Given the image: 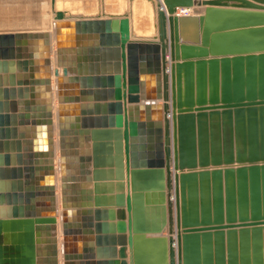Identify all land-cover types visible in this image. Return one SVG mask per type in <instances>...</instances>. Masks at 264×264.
Wrapping results in <instances>:
<instances>
[{"label":"water","instance_id":"95a60500","mask_svg":"<svg viewBox=\"0 0 264 264\" xmlns=\"http://www.w3.org/2000/svg\"><path fill=\"white\" fill-rule=\"evenodd\" d=\"M146 1L155 13L156 34L134 41H129L126 14L71 21L63 11L53 10V70L49 35H39L43 48L35 51L30 48L33 35H0L3 72H40L23 77L17 86H34L36 98L42 100L31 104L44 107L43 114H34L29 103L18 108L13 78L9 90H1L0 84V101L3 96L10 100L0 120H11L6 127H12L0 126V153L3 144L8 147L3 141L17 140V119L24 121L20 125H42L44 137L36 143L32 140L37 137L36 128L34 135L28 127L21 132L19 140L29 139L25 152H35L34 145H42V151L27 163L31 167L26 168L25 182L17 184L19 202L10 218L0 211V264H59L51 72L57 79L60 172L63 156L68 154L65 149L87 148L91 141V156L79 159V181L95 183L93 196L87 198L95 207L92 213L87 211V217L76 223L61 213L62 264H128L127 246L132 264H264V23L256 24L264 22V12H256L264 11V0H251L256 4L243 0ZM177 8L192 9V14L173 16ZM49 28L47 23L43 29ZM86 34H99L101 77H88L78 64L61 61V55L77 54L69 49L78 47L79 36ZM22 39L27 41L25 47L20 45ZM104 52L113 53L112 63L104 64L110 61ZM74 66L76 72L69 68ZM69 76H78L68 80L74 83L70 95L77 94V84L81 89L97 83L101 89L114 85L115 103L108 106V118L94 120L83 112L86 117L80 128L64 126V117L68 123H77L78 107L72 106L67 114L61 105L63 83ZM123 98L131 105L126 117ZM19 146L17 142L18 152ZM15 158L21 161L20 155ZM33 165L47 166L44 180L35 179ZM125 166L130 179L127 195L121 185ZM111 168L115 169L114 181L120 183L114 204L115 231L102 223L108 214L102 208L111 198H105L106 188L98 184L112 181L105 170ZM1 191L0 183V202ZM111 231L117 236L103 235ZM5 232H10L9 245L4 243ZM41 235L45 238L40 239ZM70 241L89 243L72 255L66 245Z\"/></svg>","mask_w":264,"mask_h":264},{"label":"crops","instance_id":"0c3cea01","mask_svg":"<svg viewBox=\"0 0 264 264\" xmlns=\"http://www.w3.org/2000/svg\"><path fill=\"white\" fill-rule=\"evenodd\" d=\"M87 0H71L72 7L73 9L69 10L65 7L59 8L61 11L65 13V16L70 19L71 21H74L77 19V17L83 18V20H101L103 19V15H127V19L130 21L129 28H130V39L129 41H134L137 39H148L150 38L153 34H156V29L154 27L149 28L151 30L150 36H135L134 31H133V26H132V17H131V10H130V5H129V0H102L100 4L97 2L92 5L85 2ZM209 1H223V0H209ZM245 2H248L250 4H256L255 2L251 0H243ZM118 3V4H116ZM47 5H50V0H0V35L3 34H11V35H16V34H27V35H33V38L35 40H32L33 44L30 47L35 50H39L40 48H43V38H38L39 35H44L47 34L49 35V47H50V60H51V68L52 70L56 68V44H55V37L53 35V23L55 20L51 19L52 15V10L51 6L46 7ZM262 6V5H261ZM202 9H205L206 6L201 7ZM89 9H92V11L89 13L87 12ZM184 10V9H182ZM236 10H243V11H248L247 9H236ZM181 9L177 8L176 12L174 13L173 16L176 15H181L182 13L180 12ZM166 12V11H165ZM180 12V13H179ZM256 12H264V11H256ZM186 15H191L192 14V9H189V11L185 12ZM166 17H170L166 13ZM98 18V19H96ZM47 23H50V29H38L42 26H46ZM264 22L256 23V24H261ZM34 30H31V29ZM20 45H25L27 44L26 39L19 40ZM26 41V42H25ZM67 42V41H65ZM79 46L75 48H70L69 50L76 51L77 54H65L61 55V61L65 64H68L69 62H74V64H78L79 68L82 71L81 73H86L88 77H101L102 76V69H101V59L102 55L100 50L101 47H99V34H92V35H80L79 36ZM22 43V44H21ZM23 48V47H22ZM111 48V47H108ZM68 50V49H67ZM54 56V58H53ZM105 59H109L110 61H106L107 63H112L111 59H113V53L111 52L110 54H106L104 52ZM54 59V60H53ZM0 62H3L0 60ZM54 62V63H53ZM72 70L76 72L77 66L74 67H69ZM3 68L0 67V77L2 78L1 80V90H9V84L10 78H13V82H15V96H16V104L18 108H23L25 105L29 103L33 109H35L34 114H43L44 110L42 106H35L32 105V102L35 101H41V97L36 98V93L34 91V86H17L20 79L23 77H30L34 75H40V72H33L30 73H23V72H18V70L14 74H9L6 72H3ZM59 77H62V68H59ZM97 70V71H96ZM108 72V71H105ZM99 74L95 76V74ZM76 75V74H75ZM105 76V75H104ZM78 76H69L65 80H67L65 83H63V95L61 96V105L64 107V112L67 114H70L72 111L71 107L72 106H77V123H68L69 118L64 117L65 122L64 126H71V124H76L78 128L81 127V120L82 118V113H86L87 118L94 119V120H99L101 119L102 116H106L107 118L110 116L109 115V110L108 106L112 105L115 103V87L112 85L110 88H105L101 89L99 83L97 85H91L90 89H81L79 87V84H77V94L76 95H70V92L74 90L72 82H68L70 78H74ZM30 80V79H29ZM56 78L53 76V73L51 72V78H50V96H51V102H52V115H53V124L54 126V132H53V144L55 148L54 152V164H53V177L55 179V200H56V226H57V232H58V261L59 264H62L63 262V254L61 252V246L63 245V236L61 234V212H65V219L72 220V223H76L77 219L81 220L83 216L87 217V211L93 212L95 210V207L93 206L92 201L87 202L88 194L89 198L93 196V187H94V182L89 181V182H80V166L81 162H79L80 158H86V156H91V141L87 142V148L85 147L86 145H83V147L75 146L69 149H65L68 154L63 156V172L61 174L60 172V162H59V148H58V129H57V115H58V96L57 92L55 90L56 88ZM96 86V87H95ZM124 83L122 85V92H125V87ZM41 86H37V88ZM36 88V87H35ZM104 92V94H102ZM25 96H28L25 99ZM32 96H35L32 98ZM4 96L2 97L0 104V114L2 116H6L4 113L5 109L4 104L10 102V100H4ZM10 98V97H9ZM121 103L123 105V110H124V115L126 117V109L128 106H131L127 103L125 98L121 100ZM20 114V113H16ZM22 116L25 113H21ZM70 117V116H69ZM17 140H7L3 142H7L8 147L1 146V153H0V169L3 170V176L0 178V183L2 185V189L4 193H1L3 195V199L0 202V211L5 213L6 218H10L12 211L17 207L18 202H19V196L16 191L17 184L19 182H25L24 176L27 173L26 168H30L27 163L29 161L35 160L36 156H40L42 145L40 146H35L34 145V150L35 152L28 153L25 152V143L29 139H21L19 138L22 136V130L24 128H29L31 129V134L34 135L33 130L36 128L37 132V137H33V141L38 143L40 141H44V137L42 136L43 134V126L38 125V126H31V125H20L22 121L21 119H17ZM9 124L11 126V120H0V126H3L4 129H9L11 130L12 127H6V125ZM2 128V127H0ZM33 132V133H32ZM78 138H83L84 135H81V137ZM15 143L14 149L11 148V143ZM20 142V150L19 152L17 151L16 148V143ZM79 142V141H78ZM72 143H75L72 141ZM75 145V144H74ZM6 152V153H5ZM13 152V153H11ZM83 152H88L83 153ZM113 154V148H111V155ZM8 156L9 158L7 159V162L5 161V156ZM12 155L14 158H11ZM17 155L21 156V161H19L17 158H15ZM33 156L34 158H24V156ZM77 160V161H71V159ZM84 164V163H83ZM34 168L35 179L36 180H44L47 175H46V167L45 165H33ZM36 170V171H35ZM89 172L91 173L92 166L91 162L89 164ZM106 173L108 176L107 178L111 179L112 181H106V182H101L98 183L99 185H103L105 189L104 196L105 198H108L111 200L108 201L107 204H109L107 207H103L102 210H107L108 214H112V218L107 214L106 217H103L105 221L102 223L109 225L113 227V230L115 231L116 229V219H115V211L116 207L114 206L115 204V196L117 194V185L120 184L117 181H114L115 179V169H105ZM29 174V173H28ZM91 176V175H90ZM65 182H61L64 181ZM129 171L127 167L125 166V179L121 185L123 186V192L127 195L129 193V186H130V181H129ZM77 181V182H76ZM93 182V183H92ZM64 183V185H63ZM74 184V185H73ZM62 186V188H61ZM67 188V189H66ZM7 191V192H6ZM65 191V192H64ZM88 191V192H87ZM63 192V193H62ZM67 193V194H65ZM64 194V195H63ZM8 195V198L6 197ZM67 195V196H66ZM65 196V197H64ZM45 198V197H42ZM41 199V198H40ZM66 199V200H65ZM15 204V205H14ZM63 205V207H62ZM71 207V209H70ZM74 207V208H73ZM77 208V209H76ZM70 209V210H69ZM92 216V215H91ZM58 217V218H57ZM8 220V219H5ZM113 220V221H112ZM94 223V222H93ZM48 228H51V225H47ZM17 234V233H14ZM6 240L4 239V243H8L9 245V236L10 232L3 233V236H6ZM103 235H108V236H117L116 232H107L104 233ZM92 237V244H94V239L96 237L95 234L91 235ZM40 239H43V235L39 236ZM62 244H61V243ZM89 242H84V241H70L67 242L66 245L67 251H71L72 255H76L75 252L80 250L82 252L84 245H87ZM38 248L42 247L41 244H38ZM37 248V249H38ZM41 249V248H40ZM119 247L116 246V250H118ZM40 253V251L38 250ZM70 253V252H69ZM126 254H127V262L128 264L131 263V250L127 246L126 249ZM118 262V261H116Z\"/></svg>","mask_w":264,"mask_h":264},{"label":"bare ground","instance_id":"6f19581e","mask_svg":"<svg viewBox=\"0 0 264 264\" xmlns=\"http://www.w3.org/2000/svg\"><path fill=\"white\" fill-rule=\"evenodd\" d=\"M65 1L66 0H53V6H52V2L50 0V5L49 6H51L52 12H53V10L54 11H61V9H59L61 7L60 4L61 3H64ZM116 4H118V3H116ZM71 5H72V3L70 4V6L67 7V9H69V10L73 9V7ZM129 5H130L129 7H130V10H131L132 26H133L134 35L135 36H150V35H152L151 34L152 32H151V30H149V28L154 27V24H155V22H154L155 13L153 14V10L151 8V4L149 2H147L146 0H133V2L131 4L129 3ZM49 6H48V9H49ZM91 11H92V9H89L87 12L90 13ZM187 11H189V9H187V10L186 9L181 10L180 11L182 13L181 15L185 14V12H187ZM52 16L53 15H51V19H52ZM49 26H50V23H49ZM43 28H46V26L40 27L38 29H43ZM53 58H54V56H53ZM63 182H65V180ZM99 183H101V182H99ZM63 185H64V183H63ZM61 188H62V186H61ZM54 189H55V187H54ZM65 194H67V193H65ZM158 196L162 197V195H160V194H158ZM90 201H87V202H90ZM62 207H63V205H62ZM70 209H71V207H70ZM55 216H56V213H55Z\"/></svg>","mask_w":264,"mask_h":264},{"label":"rangeland","instance_id":"374dc122","mask_svg":"<svg viewBox=\"0 0 264 264\" xmlns=\"http://www.w3.org/2000/svg\"><path fill=\"white\" fill-rule=\"evenodd\" d=\"M85 2H87V1H85ZM98 3V4H100L101 2H102V0H89V2H87V3H92V5H94L95 3ZM70 4H71V0H66L64 3H61L60 5H61V7L60 8H62V7H65V8H67L68 6H70ZM49 6V5H48ZM48 6H46V7H48ZM58 8V7H57ZM1 14V13H0ZM58 218V217H57ZM58 232H56V237L55 238H57V244H58ZM44 237V236H43ZM57 248H58V246H57ZM58 258V257H57ZM59 259V258H58ZM58 263H59V261H58Z\"/></svg>","mask_w":264,"mask_h":264}]
</instances>
